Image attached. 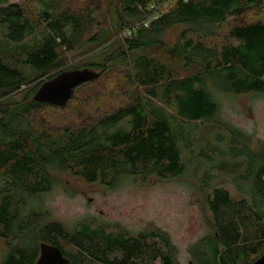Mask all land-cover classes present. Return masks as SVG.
<instances>
[{"label":"trees","instance_id":"1","mask_svg":"<svg viewBox=\"0 0 264 264\" xmlns=\"http://www.w3.org/2000/svg\"><path fill=\"white\" fill-rule=\"evenodd\" d=\"M154 1H0V264H36L41 243L70 264H177L160 228L132 234L81 221L69 229L51 219L44 195L64 174L113 188L189 167L211 226L190 246L196 264H249L264 253V140L226 126L229 145L215 162L217 147L194 148L193 128L217 114L213 89L264 94V0H174L143 24ZM95 23L103 25L87 34ZM223 25L220 44H209ZM174 26L169 44L163 36ZM107 46L95 60L71 62L75 51ZM72 69L94 76L62 105L34 99L46 79ZM203 160L217 171L201 169Z\"/></svg>","mask_w":264,"mask_h":264},{"label":"rangeland","instance_id":"2","mask_svg":"<svg viewBox=\"0 0 264 264\" xmlns=\"http://www.w3.org/2000/svg\"><path fill=\"white\" fill-rule=\"evenodd\" d=\"M173 3L174 0H167L161 9L170 8ZM32 6L39 8L34 1ZM96 19L102 20L103 16L96 14ZM262 19L264 20V10ZM102 25L103 23H95L87 34L100 30ZM104 26L108 30L111 29L109 22ZM180 29V26L168 29L163 39L173 44ZM226 30L227 26L223 25L217 31V37L207 42L219 45ZM110 48L107 46L96 49L86 55L80 50L75 51L71 54V62L95 60L99 52L108 51ZM212 92L219 104L218 112L210 121L193 125L194 148L198 145L205 146V149L208 148L206 146H215L218 151L213 154L215 162L222 160V152L229 145L230 139L226 126L237 127L251 134L254 139L264 140V94H235L215 89ZM184 155L188 157L187 152ZM201 162L204 163L200 165L201 169L207 165L211 172L217 171L211 163L204 160ZM195 178L189 167L176 178L166 179L154 175L144 181L125 178L115 187L106 188L99 182L88 183L72 174H64L61 176L63 186L53 185L44 195V202L51 219L60 221L69 229L81 221L103 223L112 231L121 227L132 234L145 228L158 227L167 232L175 246L177 264H196L191 257L190 246L208 234L211 226L210 213ZM220 180L218 185L224 186L233 198L240 196L231 181L224 178ZM3 250L4 242L0 238V256ZM153 264H159V261L155 260Z\"/></svg>","mask_w":264,"mask_h":264},{"label":"water","instance_id":"3","mask_svg":"<svg viewBox=\"0 0 264 264\" xmlns=\"http://www.w3.org/2000/svg\"><path fill=\"white\" fill-rule=\"evenodd\" d=\"M94 76L92 70H63L46 79L38 88L34 99L52 104L62 105L71 96L73 88ZM36 264H70L61 250L51 244L41 243ZM249 264H264V253Z\"/></svg>","mask_w":264,"mask_h":264},{"label":"built area","instance_id":"4","mask_svg":"<svg viewBox=\"0 0 264 264\" xmlns=\"http://www.w3.org/2000/svg\"><path fill=\"white\" fill-rule=\"evenodd\" d=\"M167 1V0H158V1H154L152 3L149 4V14L147 15V17L143 20V24H147L151 18H154L156 16H158V14L161 11V7L163 5V3ZM138 24H134L133 28L136 27ZM122 34H129V29H124L121 32Z\"/></svg>","mask_w":264,"mask_h":264}]
</instances>
